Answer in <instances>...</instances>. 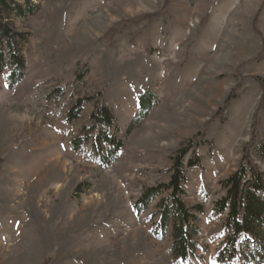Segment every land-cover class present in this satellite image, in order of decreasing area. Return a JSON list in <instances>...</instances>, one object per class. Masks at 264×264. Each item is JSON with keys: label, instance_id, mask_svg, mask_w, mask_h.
Returning <instances> with one entry per match:
<instances>
[{"label": "rangeland", "instance_id": "374dc122", "mask_svg": "<svg viewBox=\"0 0 264 264\" xmlns=\"http://www.w3.org/2000/svg\"><path fill=\"white\" fill-rule=\"evenodd\" d=\"M31 2L34 14L8 21L26 35L22 78L0 76V264H264L242 239L236 259L216 261L227 232L213 210L252 140L264 171V0ZM101 106L109 129L90 120ZM98 130L120 149L98 155ZM187 147L181 198L202 212L183 263L154 232L166 193L134 206Z\"/></svg>", "mask_w": 264, "mask_h": 264}, {"label": "trees", "instance_id": "16d2710c", "mask_svg": "<svg viewBox=\"0 0 264 264\" xmlns=\"http://www.w3.org/2000/svg\"><path fill=\"white\" fill-rule=\"evenodd\" d=\"M36 8L31 0H0V76L7 69H11L6 77L10 86H14L22 78L24 67L22 51L26 43V35L13 29L8 21L12 18L32 15ZM84 101L86 102L88 99L77 100L75 107L68 112V122L76 118L77 110ZM140 105H145L142 99ZM90 120L107 129L113 127V118L105 106L95 109ZM83 130L84 128H82V132H85ZM90 131L91 129H87L86 133L88 134ZM106 132L108 131L98 130L93 134L92 148L98 155L102 154L104 146L108 152L112 153L119 150L123 144ZM84 141L76 138L72 141L71 146L73 149H77L80 142ZM253 143L252 140L244 148L238 169L220 182L225 194L215 202L213 207L215 213L225 215L224 227L227 233L224 244L216 255V261L220 263H229L238 257L240 252L238 243L241 242V239L256 247L260 258H264V171H260L250 159L248 148ZM254 150L264 162V143L255 147ZM188 151V147L178 151L170 169L171 174L167 184H159L156 187L145 189L134 206L140 213L151 203L153 198L166 193V197L157 203L159 219L154 232L161 235L169 234L171 256L174 260L183 263L197 256L196 252L199 247L198 241L195 240L198 233L197 218L193 211L202 212L200 205L192 207V209L187 208L181 198L184 194L183 184L185 183L182 158ZM109 155L104 153L105 157L101 159L104 164H108L111 160ZM198 162L199 159L195 157L190 159L186 166L191 168Z\"/></svg>", "mask_w": 264, "mask_h": 264}]
</instances>
